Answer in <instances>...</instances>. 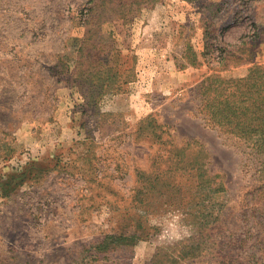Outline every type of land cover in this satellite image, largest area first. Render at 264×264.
I'll return each instance as SVG.
<instances>
[{"label":"rangeland","instance_id":"374dc122","mask_svg":"<svg viewBox=\"0 0 264 264\" xmlns=\"http://www.w3.org/2000/svg\"><path fill=\"white\" fill-rule=\"evenodd\" d=\"M254 65L264 0H0V264H264L262 159L199 110Z\"/></svg>","mask_w":264,"mask_h":264},{"label":"trees","instance_id":"16d2710c","mask_svg":"<svg viewBox=\"0 0 264 264\" xmlns=\"http://www.w3.org/2000/svg\"><path fill=\"white\" fill-rule=\"evenodd\" d=\"M207 38L205 31L204 58L211 53ZM184 58L190 67L200 65L190 47L186 48ZM219 65L222 63L219 62ZM199 94V110L207 126L216 130L228 143L237 145L241 142L252 154L262 159L264 167V66H252L242 78L224 79L215 74L207 76L200 83ZM192 144L195 148L203 149L196 141H191L190 147Z\"/></svg>","mask_w":264,"mask_h":264}]
</instances>
